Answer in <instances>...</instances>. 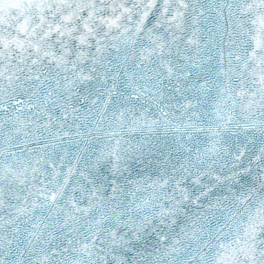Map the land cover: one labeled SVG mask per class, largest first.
<instances>
[{
  "label": "snow or ice",
  "instance_id": "1",
  "mask_svg": "<svg viewBox=\"0 0 264 264\" xmlns=\"http://www.w3.org/2000/svg\"><path fill=\"white\" fill-rule=\"evenodd\" d=\"M0 264H264V0H0Z\"/></svg>",
  "mask_w": 264,
  "mask_h": 264
},
{
  "label": "water",
  "instance_id": "2",
  "mask_svg": "<svg viewBox=\"0 0 264 264\" xmlns=\"http://www.w3.org/2000/svg\"><path fill=\"white\" fill-rule=\"evenodd\" d=\"M242 141L244 144H246V148H245V154L244 156L241 158V161L239 162H236V163H239L241 164L242 166L246 167L248 165V159L249 157L252 156V154L255 152V153H258L259 151V148L261 146L260 144V140H259V134H257V137L255 139V142L254 143H248L247 141H245L244 139V135L241 134L239 137H234L233 138V141ZM230 151L232 153H235L236 152V146H235V143H233V146L232 148L230 149ZM233 159L231 156H228V157H225V159L223 161H218V165L219 164H226L227 166L224 168V172H228V169L231 168L232 166V163H233ZM143 165H136V164H133V169L135 171H133V177L136 176V172L140 170V168H142ZM253 168H255V165L253 164ZM219 170V168H218ZM150 171V170H148ZM214 192H217V194H220L218 190L214 189Z\"/></svg>",
  "mask_w": 264,
  "mask_h": 264
}]
</instances>
